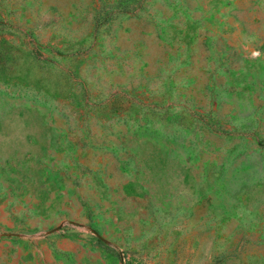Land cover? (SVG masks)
Returning a JSON list of instances; mask_svg holds the SVG:
<instances>
[{
    "label": "rangeland",
    "instance_id": "374dc122",
    "mask_svg": "<svg viewBox=\"0 0 264 264\" xmlns=\"http://www.w3.org/2000/svg\"><path fill=\"white\" fill-rule=\"evenodd\" d=\"M0 264H264V0H0Z\"/></svg>",
    "mask_w": 264,
    "mask_h": 264
},
{
    "label": "water",
    "instance_id": "95a60500",
    "mask_svg": "<svg viewBox=\"0 0 264 264\" xmlns=\"http://www.w3.org/2000/svg\"><path fill=\"white\" fill-rule=\"evenodd\" d=\"M94 235L100 239H102L96 232H94Z\"/></svg>",
    "mask_w": 264,
    "mask_h": 264
}]
</instances>
